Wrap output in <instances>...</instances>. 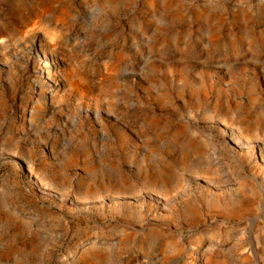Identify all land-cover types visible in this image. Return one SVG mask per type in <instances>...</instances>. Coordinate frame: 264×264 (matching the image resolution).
<instances>
[{"label": "rangeland", "instance_id": "obj_1", "mask_svg": "<svg viewBox=\"0 0 264 264\" xmlns=\"http://www.w3.org/2000/svg\"><path fill=\"white\" fill-rule=\"evenodd\" d=\"M0 264H264V0H0Z\"/></svg>", "mask_w": 264, "mask_h": 264}]
</instances>
